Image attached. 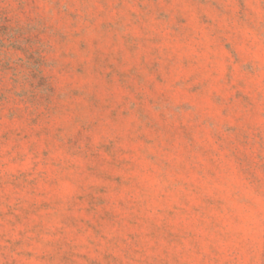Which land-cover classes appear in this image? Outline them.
<instances>
[{
	"label": "clouds",
	"instance_id": "1",
	"mask_svg": "<svg viewBox=\"0 0 264 264\" xmlns=\"http://www.w3.org/2000/svg\"><path fill=\"white\" fill-rule=\"evenodd\" d=\"M0 264H264V0H0Z\"/></svg>",
	"mask_w": 264,
	"mask_h": 264
}]
</instances>
